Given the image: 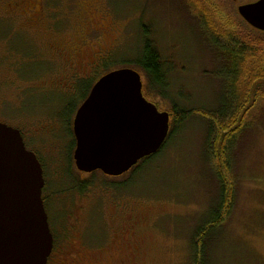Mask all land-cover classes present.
<instances>
[{
  "label": "rangeland",
  "instance_id": "rangeland-1",
  "mask_svg": "<svg viewBox=\"0 0 264 264\" xmlns=\"http://www.w3.org/2000/svg\"><path fill=\"white\" fill-rule=\"evenodd\" d=\"M53 1L61 10L55 26L62 29L83 26L92 12L87 3H102L109 21L94 24L104 39L93 52L118 45L90 77L70 79L74 73L86 75L94 64L53 60L54 45L76 35H44L43 25L24 15L26 6L12 19L0 18V122L22 130L26 147L44 164L45 193L51 189L73 213L74 223L69 221L63 234L53 212L59 202L49 206L60 256L74 264H194V255L204 256L206 264H264V33L237 13L239 5L257 0H71L70 13L64 6L69 0ZM8 11L0 5V14ZM144 26L173 67L167 73L170 97L193 110L148 162L123 177L97 171L83 194L70 184L59 192L64 177L77 184L92 176L79 174L68 157L72 138L63 131L60 113L71 114L94 81L113 70L136 69L145 85L144 73L125 62L140 52ZM220 43L238 44L235 72L226 74L229 51ZM25 51L33 57L26 59ZM144 90L160 111L171 113L168 99ZM225 98L233 101L230 115L216 114L222 122L217 128L205 111L216 113L214 106ZM223 131L231 143L221 141ZM223 185L227 200L221 220L210 225ZM63 218L67 223L68 216Z\"/></svg>",
  "mask_w": 264,
  "mask_h": 264
},
{
  "label": "water",
  "instance_id": "water-1",
  "mask_svg": "<svg viewBox=\"0 0 264 264\" xmlns=\"http://www.w3.org/2000/svg\"><path fill=\"white\" fill-rule=\"evenodd\" d=\"M242 19L264 32V0L238 6ZM133 68L110 71L75 112L73 160L80 172H128L156 154L169 133V113L142 92ZM43 169L21 131L0 122V264H46L53 236L42 200Z\"/></svg>",
  "mask_w": 264,
  "mask_h": 264
},
{
  "label": "flooded vegetation",
  "instance_id": "flooded-vegetation-1",
  "mask_svg": "<svg viewBox=\"0 0 264 264\" xmlns=\"http://www.w3.org/2000/svg\"><path fill=\"white\" fill-rule=\"evenodd\" d=\"M23 3H25V4H23ZM89 4H91V3H89ZM0 5H3L4 7H8L11 10L8 12H3V14H0V18L12 19L13 16L17 15L16 12H17V10H19V8H18L19 6H26L28 9L24 12V15H26L28 17L29 22H32L38 26L43 25V34L44 35H46L48 33V34H52L55 37H57L58 35H62V34H60V33H62V31H68V32H71L77 36L76 38H69L68 43H66V44L60 45V43H56L54 45L55 47L53 49V56H57V57H55V58L52 57V58L54 61L56 60V62L60 59L62 61H64V63H67L69 65H74V64L78 63V61H82L79 64H83L88 60L94 62L93 65H90V71L86 75H80L78 73H74L70 77V79L76 78L77 80H83V79L90 77L91 74L96 70V68L98 66H101V64L104 60L110 58V56H112L114 50L117 49L118 45H116L114 43V45H112L111 48H109L108 50H105V51L102 50L101 51V48H100L96 53L93 52V49L96 46L98 47L99 45H101L103 43V39H104V38H101L102 36L100 37L99 33H97V27H95L94 24L102 25V23L104 21H109V19L106 18L108 11L102 3L99 5L91 4L89 6L87 3V7H89V12L92 11L91 14H87L90 17L89 21H87L86 24H84L83 26H82V24H80L81 25L80 27H79V23H78V26L74 27L75 29H72V28L62 29L61 27L55 26V23L59 22L61 20V17H60L61 10H59L60 7L57 6V4H55L53 0H14L11 2L2 1V2H0ZM64 6L69 10V13L75 7L72 4L71 0L66 1ZM33 13H36L35 18H32ZM64 17H65V15L62 16V18H64ZM92 20H93V22H91ZM92 26H93V28H92ZM147 30L150 33L149 29L144 26L143 29L140 30L141 35L143 36L144 32ZM0 38H1V36H0ZM11 39L12 38L10 36L8 38V40H11ZM101 39H102V42H101ZM114 40L115 39H113L112 41H114ZM88 49H92V50L90 51ZM95 49H98V48H95ZM25 55H26V59L28 57H33V55L31 53L26 54V51H25ZM125 62L128 63L129 60L125 61ZM105 74H102L100 77H102ZM99 78H97L94 81V83ZM91 87L89 88L87 93H84L85 97L83 99H81V103L88 96ZM81 103L75 109H73V112L71 113L72 116L70 118H68L66 120L62 119V122L64 124L63 131H64V129L69 128V131H70L69 137L71 136L70 137V138H72L71 142H73L74 144H75V138L73 135V119H74L75 112L78 109V107L81 105ZM67 108H70V107L67 106ZM20 131L22 134L23 133L22 130H20ZM22 137H23V134H22ZM69 144H70V142H69ZM77 172L79 174H82L78 170H77ZM127 173L128 172H126V173H124L118 177H123ZM91 174H89V175H91ZM104 176H106V175H104ZM106 177L117 178V177H111V176H106ZM46 185H47V183L44 184V187L42 189V199H43L45 210H46V213L48 216L50 231H51L52 236H53V247H52V251H51V253L47 259L46 264H74V259L60 256L61 250H58L60 248V244L56 240V235H55L54 229L51 225L52 224V221H51L52 213H50V211H49L50 210L49 206L51 205V207H52V204H53L52 202L54 201V199H53L54 195H53V192L51 191V189H50V192H48V194L45 193V191L47 190ZM81 193L83 194V192H81ZM63 211H65V215L68 216V218H67L68 220H65V222H67V223H64L63 220L60 218L58 219V222L61 226V227L59 226V228L61 230H63V234H65L69 231V227L72 226L71 223L69 224V221H72L70 219V215L73 216V213L68 211L67 204H64L63 207H61V208L58 207V210L53 209V212L55 213V215L57 213H59L61 215ZM49 215H50V219H49ZM72 223H74V220L72 221Z\"/></svg>",
  "mask_w": 264,
  "mask_h": 264
},
{
  "label": "trees",
  "instance_id": "trees-1",
  "mask_svg": "<svg viewBox=\"0 0 264 264\" xmlns=\"http://www.w3.org/2000/svg\"><path fill=\"white\" fill-rule=\"evenodd\" d=\"M218 45L228 47L230 63L227 67H225V69L227 70L226 74H228L230 71L235 72L236 68H237V63H239V61H240L238 53L241 52L240 50H238V47H237L238 44L234 45V44H229V43H226V44L220 43ZM243 51H244V49L242 50V52ZM128 63H132L133 65H135L136 68H139V70H141L144 73V76L146 78V83L144 85V88L147 89L146 94L157 92V94L159 96L163 97L164 99H168L169 103L171 105V108H170L171 109L170 129H169L168 136H167L165 142L163 143V145L160 149V150H162L165 147V144L170 141L173 134H175L177 132V130H180L181 126L185 123V119L187 117L186 114L189 113L190 111H192L193 108L192 107L187 108V106L184 105V103L182 102L181 98L176 100V99L170 97V95L168 93V89H169L168 87L170 84H169L167 73L171 69H173V67L171 64L169 66L163 60V57L161 56L158 49L156 48L154 41L150 38V34H149L148 30L145 31L143 34V40L141 43L140 52H137L136 58L133 60H130ZM84 97H85V95L83 94L82 99ZM225 100H226V103L225 102L219 103V105L214 106L215 107L214 111H216V113L212 112V110L205 111L209 115L208 116L209 124L211 122V125H212V123L214 122L215 124H217V128H218V124L220 125V124H222V122L220 120H218V121L215 120V116H218L216 114H220V116L222 115V118H226L227 116L230 115L228 112L230 111V108H231L230 103H232L233 101L230 100V103L228 104L227 98H225ZM65 109L67 110V108H65ZM70 116H72V114H70V113H60L59 117L66 120ZM230 117H232V115ZM211 129H212L211 126L208 127L209 132L212 131ZM221 130H222V128H221ZM64 132H65V134L69 135V133H70L69 128L64 129ZM223 133H224V131H223ZM209 137H210V135H209ZM209 137H208V140H209ZM224 138L227 141H229L231 139V137L229 135H225V133L223 134V139H221L222 142H223ZM211 139H213V138L211 137ZM231 141H232V139L229 142L231 143ZM71 146L72 147L74 146L73 142H70L69 147H68V157H70V158H71V148H72ZM224 148L227 150L228 145H225ZM160 150L156 154H153L149 157L144 158L143 160H141V162H143V163L148 162L150 159L155 157L160 152ZM68 160H69V158H68ZM41 164H43V162H41ZM70 168H69V170H70ZM67 175H69V171H67ZM93 176H94V173H92L90 180H88V181L87 180H85V181L81 180L77 184L69 182V181H65L66 178L64 177L63 180L59 184V186H61V188H60L61 190L59 192L66 190L67 186L69 184H70L69 188L76 187L80 192H83L86 189L88 182H91V179L93 178ZM71 185H72V187H71ZM114 185H115V183H114ZM121 185L123 187L125 184L122 183ZM114 188H115V186H114ZM225 188L226 187L223 185L221 194H220L218 200L214 204L215 214H213L209 218L208 224H210V225H215V224L219 223L221 220V211H222V208H224L226 200H227V198H226L227 197V193H226L227 191ZM53 199H54V201L52 203H54L55 201L57 203L59 202L58 199L55 198V196ZM57 207H59V208L63 207L62 203L59 202V204H57ZM57 216H58V219L59 218L62 219L63 216H66L65 211H63L61 215L58 213ZM62 220H64V218ZM203 233L204 232L201 231L200 235H202ZM194 256H195L194 257L195 258L194 264H206V260H205L204 256H202V257H196V255H194Z\"/></svg>",
  "mask_w": 264,
  "mask_h": 264
}]
</instances>
